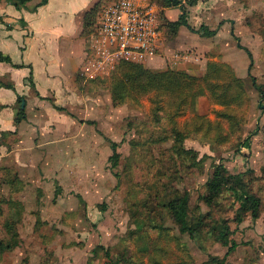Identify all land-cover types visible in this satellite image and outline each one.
I'll return each mask as SVG.
<instances>
[{"label": "rangeland", "instance_id": "1", "mask_svg": "<svg viewBox=\"0 0 264 264\" xmlns=\"http://www.w3.org/2000/svg\"><path fill=\"white\" fill-rule=\"evenodd\" d=\"M151 1L161 9L165 63L144 65L147 72L117 104L110 76L79 78L72 140L31 167L1 162L0 240L11 238L12 221L18 244L0 264H216L211 258L227 249L215 238L223 223L237 243L223 264H264V0H182L189 25L176 32L166 22L180 8ZM200 25L217 34L197 36ZM185 47L198 49V76L169 65V55ZM164 70L174 74L159 76ZM219 162L243 173L260 198L255 220L246 213L236 221L229 190L211 205L202 199ZM14 173L21 182L13 187ZM184 193L189 221L199 223L195 239L166 207Z\"/></svg>", "mask_w": 264, "mask_h": 264}, {"label": "crops", "instance_id": "2", "mask_svg": "<svg viewBox=\"0 0 264 264\" xmlns=\"http://www.w3.org/2000/svg\"><path fill=\"white\" fill-rule=\"evenodd\" d=\"M95 1L47 0L37 6L40 0H28L18 8L0 0V51L11 59L0 61V82L14 87L0 85V164L9 160L16 168L31 167L58 144L72 140V104L79 101L78 70L86 48L83 14ZM194 34L208 37L202 31ZM189 48L198 52L195 47L179 49ZM178 66L198 76V61H180Z\"/></svg>", "mask_w": 264, "mask_h": 264}, {"label": "trees", "instance_id": "3", "mask_svg": "<svg viewBox=\"0 0 264 264\" xmlns=\"http://www.w3.org/2000/svg\"><path fill=\"white\" fill-rule=\"evenodd\" d=\"M12 3L14 6L20 8L22 7L28 0H7ZM47 2V0H40L38 5H43ZM100 0H96L94 4L83 14V29L82 33H87L89 27L94 22L96 14L99 10ZM162 5L164 7H172L177 6L180 8L181 13L178 19L173 21H167L166 24L172 28L174 32L178 30V28L182 25L188 26L186 12L184 6H182V0H162ZM196 31H202V34L206 36H213L216 34V29H209L207 26L200 25V27ZM85 33V34H86ZM244 49V48H243ZM245 50V49H244ZM246 51V50H245ZM246 53L250 57V53L246 51ZM0 61L11 63V59L8 55L3 54L0 51ZM13 66H17L14 65ZM147 72L146 68L139 63H131V62H122L116 68V70L110 75V94L112 98V102L114 104L120 103L119 101L125 96L129 90L132 89V84L137 79H141L143 75ZM160 73L159 76H162L163 73L167 76L174 74L173 71L164 70L157 72ZM183 74V72H181ZM0 85L14 89L12 84L0 82ZM260 99L264 100V89L259 90ZM22 112L18 111L17 119L21 117ZM254 132H250L241 142L242 146L245 148L250 147V136ZM110 148L112 150V154L110 155V160L112 161V167H115L119 161L120 154L117 151L118 143L114 141H109ZM17 175L14 173L10 178V183L14 187L17 183H20V179L16 177ZM223 189L229 190L235 196L236 201L238 202L237 208V216L236 221L240 223L243 219V216L246 213L250 214L252 220L258 218L260 213V198L250 193L246 187V183L243 179V173L239 172L236 174H231L227 171L226 167L219 162L213 171L212 178L207 183V193L202 196V199L207 205H211L214 203L215 199L220 195ZM188 202L189 196L187 193L176 195L175 197L170 198L166 207L173 218L174 222L178 225L179 230L182 232L188 233L189 237L195 239L199 231V223L192 224L188 218ZM12 221H8V228L10 230L11 238L9 240H0V255L6 251H10L15 248L18 244V236L17 231L14 230ZM7 227V224H5ZM232 231L229 229V226L223 223L218 229L215 238L222 245L226 246L225 255L222 258H211V261L216 264H223L228 255H230L236 248L237 243L230 238V234ZM106 256L109 254L105 251ZM114 264H118L116 261Z\"/></svg>", "mask_w": 264, "mask_h": 264}, {"label": "built area", "instance_id": "4", "mask_svg": "<svg viewBox=\"0 0 264 264\" xmlns=\"http://www.w3.org/2000/svg\"><path fill=\"white\" fill-rule=\"evenodd\" d=\"M162 16L151 0H110L101 5L85 40L78 74L84 81L110 76L122 62L144 63L160 54ZM199 52L176 50L170 67L180 61H198Z\"/></svg>", "mask_w": 264, "mask_h": 264}]
</instances>
